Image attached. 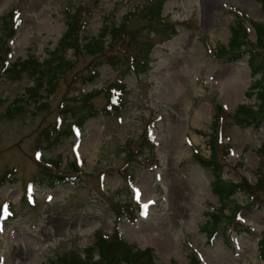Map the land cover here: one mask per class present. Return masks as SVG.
Masks as SVG:
<instances>
[{
    "label": "rangeland",
    "instance_id": "rangeland-1",
    "mask_svg": "<svg viewBox=\"0 0 264 264\" xmlns=\"http://www.w3.org/2000/svg\"><path fill=\"white\" fill-rule=\"evenodd\" d=\"M154 1L0 0V44L10 64L28 56L47 58L65 28L64 10L72 6L83 10L82 38L95 37L105 23L127 19L124 38L103 39L111 42L110 59L118 58V66L101 65L94 82H84L94 58L81 51L65 52L72 66L44 72L39 98L26 91L35 84L30 72L9 76L0 69V176L14 170L16 179L0 186V264H45L62 254L91 253L94 260L95 248L83 250L98 232L119 234L134 248H152L156 264H190L191 258L200 264H264V186L250 191L260 202L241 189L227 201L221 221L231 239L227 246L222 233L208 237L202 229L206 213L219 201L209 186L210 170L194 160L196 152L210 155L207 140L220 106L218 173L249 185L264 173L259 151L264 117L247 126L230 115L240 104H258L249 87L260 74L251 76L247 53L231 58L219 52L227 48L235 13L244 16L248 38L255 42L259 34L251 23H264V6L261 0H209L202 15L203 0H165L163 19L156 18L150 31L146 9ZM149 45L148 72L120 77L129 55L140 57ZM259 52L253 60L263 63L264 51ZM119 79L123 105L117 115L105 114L108 91ZM88 93L95 94L89 106L98 115L52 145L47 131L60 110H67L61 127L68 129L86 115ZM58 158L69 182L38 183L35 175L46 159ZM29 181L35 186L26 188Z\"/></svg>",
    "mask_w": 264,
    "mask_h": 264
},
{
    "label": "trees",
    "instance_id": "trees-1",
    "mask_svg": "<svg viewBox=\"0 0 264 264\" xmlns=\"http://www.w3.org/2000/svg\"><path fill=\"white\" fill-rule=\"evenodd\" d=\"M165 0H156L154 4L146 9V14H148L151 19L146 25V29L152 31L155 28L156 18L162 20L161 17V9ZM262 5L264 6V0H261ZM83 10L78 6H72L71 8H67L64 10L65 18L63 22L65 23V28L61 37L57 41V45L53 48V50L48 51V57L43 59V61H39L38 58L34 56H28L26 58H18L15 61H8L6 54H9L7 50H3L0 44V69H4L6 75L11 76L12 74H20L22 71H28L34 76L35 84L33 87H28L26 91H28L29 97L33 98L36 96H40L39 90H43L44 86L41 83L43 79L44 72H48L50 70L60 71L64 64L68 66H72L70 60L66 57L65 52L68 50L71 51H81L83 53H87L92 56L93 61L90 65L89 75L84 78V82H94L100 76L98 73V68L103 64H114V67H117L119 64L118 58L116 61H111L110 59V47L112 46L111 42L108 44L103 40L104 37L109 34L111 41L114 38H124L126 33V21L125 16L123 21L119 24H116L112 21V23H105L104 27L100 30L95 37H84L82 38L81 32L84 29L85 21H83L84 14L81 13ZM139 12H142L141 10ZM236 14V22L233 23L231 27L230 39L227 44V48L223 47L219 49V52L223 54L230 53L231 58H240L242 55L247 53L249 57V67L251 69V76L254 77L256 74H260L259 78L255 80L253 84L250 85L251 95H255L258 98V104L256 106L251 105H243L240 104L235 109L236 111L233 114H230L236 120H240V122L245 123L244 125H249L253 121H256L258 118L264 117V62H259L256 59L258 55H260L259 51H264V23L253 22L251 23L253 27H255L256 33L259 34L255 42H251L246 33V25L244 24V16L239 13ZM131 15V12L128 14ZM173 26V25H171ZM151 28V29H150ZM173 28V27H172ZM12 31V29H11ZM171 32L174 33V30L171 29ZM14 35L13 33H11ZM168 34V32L166 33ZM10 35V34H9ZM1 41V35H0ZM251 47V48H247ZM151 45H149L144 51L143 54H130L127 62H124V66L120 68V77H124L125 74H128L129 71H133L136 74L146 73L148 72L149 67V54H150ZM259 48H261L259 50ZM138 57V58H137ZM117 63V64H116ZM113 66V65H112ZM48 78L49 93L54 91L52 78L54 72ZM57 77V76H56ZM119 79L118 84L114 85L113 88L108 91V104H106L105 108H102L103 113L109 114L110 110L116 112V115L120 112V108L124 101L123 94L124 93V85L120 82ZM96 93V92H93ZM93 93H88L87 101L88 110L86 115H81L76 119L74 124H70V128H62V124L66 121L65 117H62L61 113H65L60 110L58 120L52 124V129L48 130L49 134L53 137L49 138V135L46 138H49V142L52 145L60 142L61 138H67L69 134L75 132L78 128H82V125L88 120L90 117H95L98 115V109L94 108L90 105V99ZM39 98V97H38ZM220 115L216 117V119L212 123V134L209 135V139L207 143L209 144V157L206 159L199 154L194 153V160L197 161L199 165H201L205 169H209L211 175L213 176L212 181L210 182V188L212 193L217 197L219 201V207L216 209L210 210L206 213V222L202 225V229L205 230L208 237H214L218 233H222L225 238V244L229 246L231 239L229 235H226L224 232V226L221 224V221L226 215H223V211L228 208L227 201L234 196L238 190H243L247 195L251 197V200H256L260 202L256 194H250L251 190L254 192H259L261 188L264 186V173L259 175L257 181L255 183H251V185L247 184L246 181L240 183H233L230 180L224 179L222 175H220L217 171L218 164L215 161L216 151H217V131L218 127L221 126V119L224 110L218 106L217 108ZM229 114V113H228ZM75 115V112H74ZM65 116V115H64ZM220 134V132H219ZM259 151L264 154V142L261 144ZM141 152V151H140ZM57 160L46 159V166L43 169H39L37 175H35L36 180L38 179V183L45 184L49 187H59V185H63L69 182V178L71 175H67L64 171L59 168ZM73 164V163H72ZM220 170V169H219ZM14 170L6 171L5 174L0 176V186L5 185L6 182L13 183L15 182ZM35 186V183L32 181L27 182L26 188H32ZM5 210V209H2ZM122 213H118L117 218H122ZM224 216V217H223ZM226 235V236H225ZM264 244V238L261 240ZM116 246L114 250H111L110 247ZM262 246V245H261ZM96 249L98 257L93 260V257L90 254H85L84 257H81L79 254H62L55 255V258H51L45 264H156L154 263L155 255L152 248H134L129 243L124 241L122 237L118 234H114L111 236H104V234L97 233L95 239L93 241V245L84 249L83 251L90 252ZM262 253L264 251L262 250ZM264 257V254L262 255ZM190 264H200L195 258H191Z\"/></svg>",
    "mask_w": 264,
    "mask_h": 264
},
{
    "label": "bare ground",
    "instance_id": "bare-ground-1",
    "mask_svg": "<svg viewBox=\"0 0 264 264\" xmlns=\"http://www.w3.org/2000/svg\"><path fill=\"white\" fill-rule=\"evenodd\" d=\"M203 5H204V12H203L202 15H204L205 14V11L208 10V8L210 7L209 0H203ZM206 13H207V11H206ZM238 86L240 87V84H238L237 87Z\"/></svg>",
    "mask_w": 264,
    "mask_h": 264
},
{
    "label": "snow or ice",
    "instance_id": "snow-or-ice-1",
    "mask_svg": "<svg viewBox=\"0 0 264 264\" xmlns=\"http://www.w3.org/2000/svg\"><path fill=\"white\" fill-rule=\"evenodd\" d=\"M7 210V206H5V211Z\"/></svg>",
    "mask_w": 264,
    "mask_h": 264
}]
</instances>
